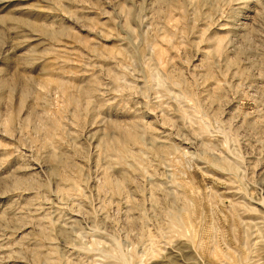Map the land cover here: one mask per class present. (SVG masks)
Listing matches in <instances>:
<instances>
[{
  "label": "rangeland",
  "instance_id": "374dc122",
  "mask_svg": "<svg viewBox=\"0 0 264 264\" xmlns=\"http://www.w3.org/2000/svg\"><path fill=\"white\" fill-rule=\"evenodd\" d=\"M0 264H264V0H0Z\"/></svg>",
  "mask_w": 264,
  "mask_h": 264
},
{
  "label": "bare ground",
  "instance_id": "6f19581e",
  "mask_svg": "<svg viewBox=\"0 0 264 264\" xmlns=\"http://www.w3.org/2000/svg\"><path fill=\"white\" fill-rule=\"evenodd\" d=\"M124 135L127 136L128 138L133 137V133H129V132H127V133L124 134Z\"/></svg>",
  "mask_w": 264,
  "mask_h": 264
}]
</instances>
